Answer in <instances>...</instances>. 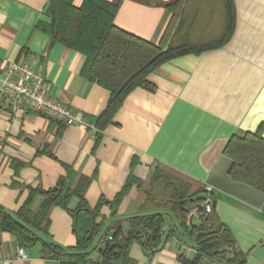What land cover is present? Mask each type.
<instances>
[{
    "label": "crops",
    "instance_id": "obj_1",
    "mask_svg": "<svg viewBox=\"0 0 264 264\" xmlns=\"http://www.w3.org/2000/svg\"><path fill=\"white\" fill-rule=\"evenodd\" d=\"M104 1L118 5L117 28L158 44L171 18L165 5L174 0ZM82 2L72 4L80 7ZM215 3H191L189 16L195 6L199 15L190 38L218 36L222 24ZM48 4L49 0H0V69L31 63L50 94L81 113L85 125L66 126L24 109L12 113L0 106V207L15 216L30 191L50 190L65 179L72 191L88 181L83 199L92 209L100 200L111 202L133 178L114 216L109 204L99 211L101 234H110L120 227L127 229L129 218L154 212L147 197L159 170L187 184L190 193L211 187L212 211L230 230L236 249L246 254L245 264H264V196L232 182L227 171L230 161L223 155L232 136L264 126V0H232L231 38L218 49L157 66L145 78L154 92L135 88L127 93L98 135L88 122L101 116L111 96L82 77L85 57L62 44H50L41 32L39 23L50 22L45 15ZM77 202L73 196L66 208L52 207L47 234L38 232L43 241L61 247L67 255L44 257L37 243L23 249L26 257L18 259L22 248L17 237L0 230L2 264L67 263L76 247L69 211ZM41 203L40 196L30 202L32 214L38 213ZM190 214L191 224L198 225V212L192 209ZM165 225L171 231L178 223L167 218ZM97 241L87 251L88 264H124L122 258L106 261ZM127 255L131 264H191L197 252L189 239L173 235L155 252L134 242Z\"/></svg>",
    "mask_w": 264,
    "mask_h": 264
},
{
    "label": "trees",
    "instance_id": "obj_2",
    "mask_svg": "<svg viewBox=\"0 0 264 264\" xmlns=\"http://www.w3.org/2000/svg\"><path fill=\"white\" fill-rule=\"evenodd\" d=\"M72 1L49 0L45 15L50 22H41L38 27L48 35L50 44H62L85 57L81 68L82 77L109 92L111 97L104 112L95 121L88 122L89 128L94 129L97 135L115 115L127 93L135 88L154 92V87L145 79L153 69L171 59L218 49L231 38L234 27L232 0H207L208 3L216 2L221 13L220 33L210 40L190 38V30L195 27L193 24L199 14L197 6L192 16H189L187 9L193 1L199 3L203 0H174L165 5L171 18L161 41L155 44L114 25L118 5L104 0H83V4L76 7ZM263 127H258L255 132L232 136L223 149V155L230 161L227 170L230 180L253 188L264 196ZM154 174L147 197L148 208L154 212L129 218L127 229L120 227L110 234H101L102 225L96 220L105 204L110 205L114 216L133 178L127 181L111 202L100 200L92 209L83 199L87 180H83L73 191L67 187L65 179L50 190H32L15 216L0 207V230L14 234L22 249L41 243L44 257L54 259L67 255L61 247L43 241L38 232L47 234L49 211L54 206L66 208L67 202L74 196L78 199L77 206L69 214L73 219L76 247L64 264H88L87 251L97 239L98 246L101 245L100 254L106 261L122 258L124 264H131L127 251L134 242H138L146 251L161 249L163 226L167 218L178 223L169 231L167 239L173 235L189 239L197 252L196 258L188 263L245 264L246 254L236 249L230 230L220 223L212 209L210 213L204 212V189L190 193L187 184L159 170ZM38 196L42 198L41 207L37 214H32L29 204ZM199 207L198 225L188 224L190 211H197ZM108 235L111 238L105 241Z\"/></svg>",
    "mask_w": 264,
    "mask_h": 264
},
{
    "label": "built area",
    "instance_id": "obj_3",
    "mask_svg": "<svg viewBox=\"0 0 264 264\" xmlns=\"http://www.w3.org/2000/svg\"><path fill=\"white\" fill-rule=\"evenodd\" d=\"M0 106L12 113L24 109L66 126L85 125L82 114L54 98L42 74L26 61L11 63L0 69ZM204 191L206 200L203 209L204 212L210 213L212 198L209 195L212 188L206 187ZM110 238L107 236L106 240ZM16 257L18 259L26 257L23 249L18 251ZM2 263L3 261L0 260V264Z\"/></svg>",
    "mask_w": 264,
    "mask_h": 264
},
{
    "label": "water",
    "instance_id": "obj_4",
    "mask_svg": "<svg viewBox=\"0 0 264 264\" xmlns=\"http://www.w3.org/2000/svg\"><path fill=\"white\" fill-rule=\"evenodd\" d=\"M199 209H200V207L198 208L197 212L199 211ZM191 221H192V215L189 218V224H191ZM169 231H170V227L168 225H165L164 226V235L162 237V240H163L162 245L166 242L167 235H168Z\"/></svg>",
    "mask_w": 264,
    "mask_h": 264
},
{
    "label": "rangeland",
    "instance_id": "obj_5",
    "mask_svg": "<svg viewBox=\"0 0 264 264\" xmlns=\"http://www.w3.org/2000/svg\"><path fill=\"white\" fill-rule=\"evenodd\" d=\"M193 33H194L195 35H198V31H194Z\"/></svg>",
    "mask_w": 264,
    "mask_h": 264
}]
</instances>
